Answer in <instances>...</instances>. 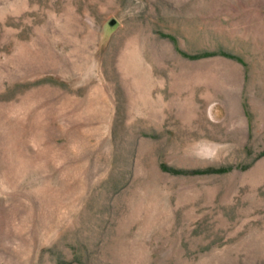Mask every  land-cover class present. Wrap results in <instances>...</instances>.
Masks as SVG:
<instances>
[{
	"label": "rangeland",
	"instance_id": "rangeland-1",
	"mask_svg": "<svg viewBox=\"0 0 264 264\" xmlns=\"http://www.w3.org/2000/svg\"><path fill=\"white\" fill-rule=\"evenodd\" d=\"M0 264H264V0H0Z\"/></svg>",
	"mask_w": 264,
	"mask_h": 264
}]
</instances>
